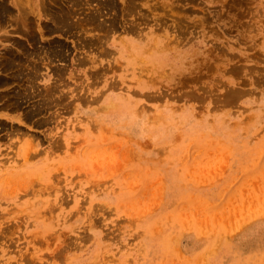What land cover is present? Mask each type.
Listing matches in <instances>:
<instances>
[{
	"label": "rangeland",
	"instance_id": "374dc122",
	"mask_svg": "<svg viewBox=\"0 0 264 264\" xmlns=\"http://www.w3.org/2000/svg\"><path fill=\"white\" fill-rule=\"evenodd\" d=\"M82 1L0 0V264H264V0Z\"/></svg>",
	"mask_w": 264,
	"mask_h": 264
},
{
	"label": "bare ground",
	"instance_id": "6f19581e",
	"mask_svg": "<svg viewBox=\"0 0 264 264\" xmlns=\"http://www.w3.org/2000/svg\"><path fill=\"white\" fill-rule=\"evenodd\" d=\"M41 2H45V0H40ZM67 1V4H68V6L70 7L69 9H67L66 11H64V13L61 15V16H59V18H57L54 14H52V12H49V13H51V15H52V17H53V19L55 20V19H57V20H55V23L57 24V29H59V28H61V29H63L64 27H66V26H69V24H68V20H70L72 17V15H74L76 12H73L72 10L74 9V7L77 5V4H79V3H81V2H83L82 0H79L80 2H77V3H75L76 2V0H66ZM90 1H94V0H87L86 1V3H91ZM74 2V3H73ZM36 3V2H35ZM72 3V4H71ZM106 3H109V4H111V5H113L114 4V1L113 0H106ZM45 4V3H44ZM87 5H90V4H87ZM115 5V4H114ZM80 6V5H79ZM85 6V5H84ZM83 6V7H84ZM116 7H117V5H115ZM27 7V6H26ZM30 7V6H29ZM45 7V6H44ZM49 7V6H48ZM61 7H62V5H61ZM82 7V8H83ZM32 8H34L33 6H32ZM31 8V10H33ZM43 8V7H42ZM50 8V7H49ZM52 8V7H51ZM66 8V7H65ZM80 8V7H79ZM81 8V9H82ZM57 9H59V7L57 8ZM8 10H9V8L7 7V5L5 4V2H0V18H1V22L2 21H4V19L6 18V13L7 14H9L8 13ZM23 10V9H22ZM47 10V8L45 7V8H43V11H46ZM51 10H53V9H51ZM60 10V9H59ZM58 10V11H59ZM63 10H64V8H63ZM62 10V11H63ZM75 10H77L78 11V9H75ZM80 10V9H79ZM91 10V9H90ZM25 11V10H24ZM34 12H36L35 10H33ZM53 11H55V10H53ZM57 11V10H56ZM94 11H95V9H94ZM93 11V12H94ZM23 13V12H22ZM29 13V12H28ZM54 13V12H53ZM77 13H79V12H77ZM57 14V13H56ZM26 15V14H25ZM54 15V16H53ZM99 15H101V13L99 14ZM58 16V15H57ZM90 16V15H89ZM89 16H87V17H89ZM91 16H93V17H90L89 19L87 18V17H85V18H87V19H83V20H81V22H82V25L84 24V22L83 21H88V24H91V23H95V25H96V21L97 20H99V17H98V13H97V16L95 15H92V13H91ZM22 17V16H21ZM25 18H27L26 16H24ZM74 17H75V15H74ZM73 17V18H74ZM24 19V18H23ZM29 20H30V17L28 18ZM78 19H79V17H78ZM27 20V19H26ZM25 20V21H26ZM29 20H27L26 22H28ZM24 21V20H23ZM78 21H80V20H78ZM26 22H25V24H26ZM70 22V21H69ZM27 24H29V23H27ZM26 24V25H27ZM55 24V25H56ZM59 24L61 25V26H59ZM73 24V23H72ZM97 24H98V21H97ZM30 25V24H29ZM74 25H75V23H74ZM77 25V24H76ZM94 25V24H93ZM102 25H104V23H100L99 25H97V26H95L92 30L93 31H95V30H97L100 26H102ZM25 26V25H24ZM53 26V25H52ZM91 26V25H90ZM107 26V25H106ZM23 27V26H22ZM28 27V26H27ZM26 26H25V28H27ZM56 27V26H55ZM24 28V27H23ZM28 29V28H27ZM51 29H53V28H51ZM65 29V28H64ZM67 29V28H66ZM113 29V28H112ZM90 30V29H89ZM88 30V31H89ZM102 30V29H101ZM100 30V31H101ZM139 36H141V35H139ZM94 39V38H93ZM88 41V40H87ZM91 41V40H90ZM89 41V42H90ZM148 42L151 44V42H153L152 43V45H156V42L155 41H151V40H148ZM168 42V39H162V41H160V44H159V46L161 45L162 47L163 46H165V44ZM60 47H63V46H60ZM165 48V50L164 49H162L161 50V53H160V59L159 60H161V62L160 63H162V67H163V65H166V66H168L169 65V62H166V61H164V58L165 57H168V55L167 54H165V51L168 49L167 47H164ZM62 51H59L58 53L56 52V54H59V56H63L62 54ZM55 54V53H54ZM6 55V54H5ZM5 55L3 56V57H5ZM9 55V54H8ZM8 55H6V59H4L3 57L1 58V59H4V61L5 60H7V59H9L8 57H10V55L8 56ZM32 55V54H31ZM65 55V54H64ZM2 56V55H1ZM0 56V57H1ZM8 56V57H7ZM13 56V55H12ZM28 56V55H27ZM26 56V57H27ZM176 56V55H175ZM16 57H18V56H16ZM23 57V56H22ZM33 57V56H32ZM49 58H50V56H48ZM13 58V57H12ZM11 58V59H12ZM31 58V57H30ZM35 58V57H34ZM21 59V58H20ZM20 59H18V60H20ZM24 58H22V60H23ZM15 60V59H14ZM35 60V59H34ZM40 60H44V59H40ZM90 60V59H89ZM27 61V60H26ZM66 61V60H65ZM14 62V61H13ZM15 62H16V60H15ZM28 62V61H27ZM40 62V61H39ZM41 63V62H40ZM40 63H39V65L38 66H40ZM50 63H52V62H50ZM11 64H12V62H11ZM14 65H15V63H13ZM23 63L21 62L20 64H18L17 63V65L16 66H19L20 65V67H21V65H22ZM27 64V63H26ZM5 65V64H4ZM4 65H2V66H4ZM28 65V64H27ZM26 65V66H27ZM31 65V64H30ZM5 66H7V64L5 65ZM8 67V66H7ZM7 67H6V70H7ZM11 67V66H10ZM23 67H24V65H23ZM0 68H2V67H0ZM14 68V67H13ZM3 70H4V68H2ZM2 69H0V71L2 70ZM11 69H12V67H11ZM20 69V68H19ZM24 69V68H23ZM33 69H34V67H33ZM36 69H38V68H36ZM35 69V70H36ZM59 69V68H58ZM60 69H61V67H60ZM5 70V71H6ZM15 70H16V67H15ZM14 70V71H15ZM26 69H24V71H25ZM30 70V69H29ZM4 71V72H5ZM9 71H11L10 70V68H9ZM14 71L12 72V73H14ZM33 71V70H32ZM7 72V71H6ZM38 72V71H37ZM61 72H62V70H61ZM3 73V72H2ZM8 73H10V72H8ZM11 73V74H12ZM16 73V72H15ZM21 73V72H20ZM24 73V72H23ZM56 73H60V71L58 72H56ZM31 75H30V77L31 78H34V74H32V73H30ZM15 74H13L12 76H14ZM21 75V74H20ZM19 75V76H20ZM23 75V74H22ZM21 75V76H22ZM37 75V74H36ZM61 75V74H60ZM3 76H6V75H3ZM9 76H11V75H9ZM16 76H17V78L19 77L17 74H16ZM5 78V77H4ZM3 78V79H4ZM8 78H10V77H8ZM16 78V77H15ZM16 78V80H18ZM25 78V77H24ZM23 78V79H24ZM23 79H22V81H23ZM27 79V78H26ZM20 80V79H19ZM5 81H6V79H5ZM8 82H9V79L7 80ZM26 81V80H25ZM36 81V80H35ZM34 81V82H35ZM61 81V80H60ZM1 82V81H0ZM14 82H16V81H14ZM14 82H12V83H14ZM27 82V81H26ZM29 82V81H28ZM63 82V81H62ZM4 83V82H3ZM12 83H10V84H12ZM22 83V82H21ZM1 84V83H0ZM9 84V85H10ZM18 84V83H17ZM25 84V83H24ZM7 85H8V83H7ZM6 85V86H7ZM1 86H2V84H1ZM0 86V87H1ZM3 86H5V85H3ZM31 86V85H30ZM15 87V86H14ZM17 87H19V86H17ZM16 87V88H17ZM21 87V86H20ZM56 87V86H55ZM7 88V87H6ZM26 89H27V87H25ZM21 90H22V88H20ZM19 89V90H20ZM23 89H24V87H23ZM30 90H32V89H30ZM30 90H29V92H30ZM16 91V90H15ZM36 91V90H35ZM5 93H6V91H5ZM15 93H17V92H15ZM32 93V92H31ZM34 93V92H33ZM40 93V92H39ZM41 93H42V91H41ZM47 93V92H46ZM46 93L44 94V95H46ZM6 94H8V91H7V93ZM14 94V93H13ZM18 95H20V97H21V94H22V96L23 97H27V96H30V93H28V91H25V92H23V90H22V93L21 94H19V93H17ZM37 94V93H36ZM9 95V94H8ZM15 95V94H14ZM17 95V96H18ZM53 95H54V90L53 89H50L49 88V91H48V94H47V96H44L45 98L46 97H48V101H52L53 100ZM6 96V95H5ZM9 96H13V95H9ZM9 96H8V98H9ZM7 97V96H6ZM19 97V96H18ZM16 98V97H15ZM4 99V98H3ZM23 99V98H22ZM10 100H11V97H10ZM15 100V99H14ZM17 100H21L20 98H18ZM45 100V99H44ZM7 101H8V99H7ZM11 101H13V100H11ZM16 101V100H15ZM14 103V102H13ZM16 103V102H15ZM42 103V102H41ZM17 104H19L18 102H17ZM16 105V104H15ZM40 105H42V104H40ZM12 107V106H11ZM21 107V106H20ZM35 109H36V107H35ZM38 112H40V111H38ZM27 113V112H26ZM37 113V112H36ZM33 115H37V114H33ZM30 119V118H29ZM5 247V246H4ZM6 249V248H5ZM2 251H5V250H2Z\"/></svg>",
	"mask_w": 264,
	"mask_h": 264
}]
</instances>
